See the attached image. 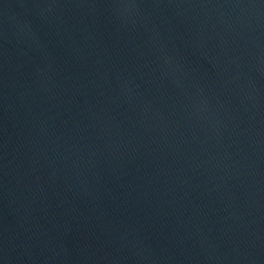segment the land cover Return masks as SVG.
<instances>
[{"label": "water", "instance_id": "water-1", "mask_svg": "<svg viewBox=\"0 0 264 264\" xmlns=\"http://www.w3.org/2000/svg\"><path fill=\"white\" fill-rule=\"evenodd\" d=\"M0 264H264V0H0Z\"/></svg>", "mask_w": 264, "mask_h": 264}]
</instances>
